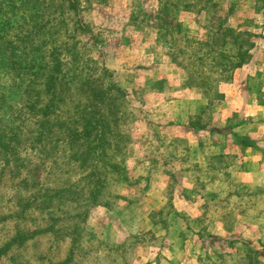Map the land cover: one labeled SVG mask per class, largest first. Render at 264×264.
<instances>
[{
  "label": "rangeland",
  "instance_id": "obj_1",
  "mask_svg": "<svg viewBox=\"0 0 264 264\" xmlns=\"http://www.w3.org/2000/svg\"><path fill=\"white\" fill-rule=\"evenodd\" d=\"M0 133V264H264V0H0Z\"/></svg>",
  "mask_w": 264,
  "mask_h": 264
},
{
  "label": "trees",
  "instance_id": "obj_2",
  "mask_svg": "<svg viewBox=\"0 0 264 264\" xmlns=\"http://www.w3.org/2000/svg\"><path fill=\"white\" fill-rule=\"evenodd\" d=\"M18 50V47L15 46L14 43H12V50L11 54L13 55V58H16V52ZM57 48H52L49 51L47 64L43 67V73H42V80L40 82L41 89L40 91L34 96L33 101L28 102V109L29 111L39 106L38 112L40 113V118L38 120V131L36 134L38 136L47 135L52 131V125L51 120L48 119L49 116L52 114L59 113L57 111H60V105L57 97V88L60 82V78L62 77V64L59 61V58H57ZM18 63V61H17ZM33 90V89H32ZM61 114L63 111L61 110ZM33 118V116H32ZM102 120V119H101ZM81 123L77 124L76 128H66L67 131V139L68 141L75 142L77 144L83 145L86 144L90 136L93 135V132H95L94 137H98L97 141L100 140L101 136L104 134L103 127H101L102 121L95 120L94 122L81 120ZM50 123V130L46 131V126ZM61 124L65 127L66 123L61 122ZM68 124V123H67ZM98 125L101 127L98 129ZM6 135L4 133H0V155L3 157L4 161H8L6 151L9 149V145L11 142V139H6V144L4 143V137ZM78 146L77 148H79ZM99 148L98 143H94V149L95 151ZM90 151V150H89ZM99 161V159H97ZM96 161V159H95ZM95 164V162H94ZM97 164V161H96ZM96 167V165H95ZM94 194V193H93ZM259 263V262H258Z\"/></svg>",
  "mask_w": 264,
  "mask_h": 264
}]
</instances>
